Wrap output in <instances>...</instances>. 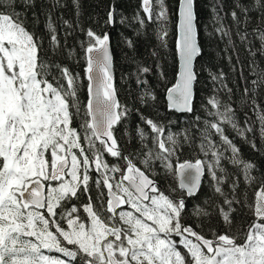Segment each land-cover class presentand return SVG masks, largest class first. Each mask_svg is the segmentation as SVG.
<instances>
[{
    "label": "snow or ice",
    "instance_id": "obj_1",
    "mask_svg": "<svg viewBox=\"0 0 264 264\" xmlns=\"http://www.w3.org/2000/svg\"><path fill=\"white\" fill-rule=\"evenodd\" d=\"M73 3L74 7L79 6V0ZM155 3L158 8L155 16L153 0H142L141 9L149 21L159 22V39L164 45L168 36V9L165 0ZM222 7L218 2L212 9L215 22L220 25L215 31L221 39L227 37V45L232 46V30L223 23ZM35 8L36 0H0V264H76L78 258L81 264H264V223L260 222L264 220V183L256 192L254 206H249L256 222L243 243L238 244L227 233H213V238L208 239L191 225L181 223L185 199L200 191L205 169L214 181V192L224 197L223 205L217 206L219 215L225 225L232 223L233 205L239 203L236 199L239 177L231 181L232 199H229L221 187L227 177L221 161L236 166L248 184L257 177L252 174L256 165L241 158L239 148L225 135V126L244 138L249 133L255 134L254 127L247 120L241 127L231 104L222 102L217 95L211 96L208 101L213 109L208 112L211 119L203 121L198 145L204 159L185 160L174 168L173 158L179 159V137L189 143L190 132L169 130L165 136L163 124L141 116L154 133L153 147L145 145L147 150L140 153L144 157L140 161L145 166L142 170L133 162V154L122 155L113 133L114 127L129 115V109L116 96L109 36L88 29L87 41L81 42L82 47L87 45L84 58L89 82L82 125L85 147L80 132L71 127L72 109L79 111L80 78L41 55L45 39L40 33L29 31L25 23L29 10L33 22L39 21ZM114 12V8L109 10L106 24L115 22ZM253 12L264 23V0H233L230 16L237 25L236 34L248 44L253 42L238 25L247 24ZM44 15L49 47L56 51L60 40L51 10ZM135 19L144 23L138 14ZM178 30L179 72L176 83L167 92L168 106L179 112H193L198 76L195 62L204 54L197 0H180ZM252 35L260 41V47L255 51L248 48L250 55L259 53L264 57V29L257 27ZM128 45L132 47L131 40ZM71 53L69 49L68 54ZM250 68L256 78L251 81V88L245 87L244 91L253 93L252 111L257 116L259 134L264 137V110L255 98L256 91L264 88V68H259L255 60ZM53 69L59 76L50 80ZM137 71V84L143 86L141 102L154 100V93L142 78L150 69L138 67ZM209 75L218 85L216 92L224 90L231 94L222 71L219 74L210 71ZM61 80L66 81V86ZM195 120L198 126L201 118L196 116ZM136 131L141 142L147 140L143 128L138 126ZM213 135L219 137V143L213 140ZM225 152L230 155L225 156ZM105 153L123 159L125 167L110 166L103 158ZM154 161H159L165 174L179 175V188L184 193L181 198L171 199L150 178ZM92 168L98 173L94 181L98 192L95 206L89 194ZM116 173H120L119 179ZM101 184L107 189L106 202ZM85 195L88 203L81 207L87 214V223L79 215L80 208L71 203L74 199L79 202ZM104 213L108 215L102 218ZM193 213L210 215L199 205L194 206ZM61 222L67 227H62ZM181 248L185 250L183 254ZM45 250L64 258L46 255Z\"/></svg>",
    "mask_w": 264,
    "mask_h": 264
},
{
    "label": "trees",
    "instance_id": "obj_2",
    "mask_svg": "<svg viewBox=\"0 0 264 264\" xmlns=\"http://www.w3.org/2000/svg\"><path fill=\"white\" fill-rule=\"evenodd\" d=\"M218 2L223 5L220 10L224 17L223 23L232 30V46L227 45V37L221 39L220 34L215 31L220 25L215 22V13L212 9ZM141 3L142 0H79V6L74 7L73 0H59V4H56V0H36L35 11L39 16V21L33 22L32 10H29L25 23L29 26V31H36L44 37V52L41 55L50 63L54 61L61 67H67L73 75L80 78L81 83L77 93L80 102L79 111L72 109V121L78 119L77 116L85 114V104L88 98V80L85 73L86 61L84 58V47L87 45L82 47L81 42L87 41L86 32L88 29L98 35L107 33L113 53L115 87L119 102L129 109V115L114 127L113 132L122 155L133 154V162L142 170H145V166L140 161L144 157L140 153L153 147L152 137L154 133L143 123L141 116L163 124L165 136L169 130L173 133H180L184 130L190 132L191 140L189 143H184L183 136L179 137V150L177 152L179 159L173 158L172 161L175 168L178 163L185 160L204 159V156L199 152L198 145L200 143V129L204 127L203 121L211 119L208 112L213 111L208 103L209 98L217 95L222 102L230 103L236 112V120L239 125L244 127L247 120V123L255 129V134L249 133L247 138H244L237 135L229 126H225V135L239 148L241 158L256 165L252 174L257 179L248 184L236 166L227 161H221V165L227 173L221 187L228 194L229 199H232L229 190L231 181L237 176L239 177V187L236 190V199L239 203L233 205L235 211L232 213L231 219L232 221L234 219L235 225H237L235 227H239V234L243 233L252 219H256L253 208L249 206H254L256 192L261 183H264V137L259 134L257 116L252 111L251 97L253 93H245L244 91L245 87L251 88V81L256 78L250 68L252 61L255 60L259 68H264V57H261L259 53L255 56L250 55L248 51L250 47L253 51L260 47V41L252 33L257 27L264 29V23H261L257 14L253 12L247 24H239V29L246 31L248 40L253 43L242 42L236 34L237 25L230 16L233 0H197L199 38L204 54L198 57L195 63L198 76L195 85V98L192 102L193 112L179 113L169 109L166 94L168 89L175 84L179 69L177 42L180 0H165L169 19L167 24L168 36L164 45L159 39V22L155 19L152 21L147 19L146 13L141 9ZM111 8L115 9V22L106 24L105 21ZM49 9L57 29V37L60 40V47L56 51L49 47L48 33L45 28L46 17L44 13ZM157 10V5L153 0L154 16ZM137 14L144 19L143 24L135 19ZM65 21L68 23L65 24ZM66 34L67 39L65 40ZM129 40L132 41V47L128 45ZM69 49L72 50L71 55L68 54ZM138 67L150 69L148 73L143 74L142 78L146 79L155 99H149L147 103H142L140 99L143 86L137 84ZM210 71L216 74L221 71L224 73V80L227 86L232 89L231 94L224 90L215 91L218 85L211 80ZM53 76H59V72L55 69L52 70L49 79L51 80ZM61 83L66 86V81L61 80ZM255 98L261 110H264V88L256 91ZM196 116L201 118L198 126L195 120ZM138 126L144 129L148 137L143 142H141L136 131ZM212 138L219 143L218 136L213 135ZM252 143L255 144V147L252 146ZM227 155L230 153L225 152V156ZM121 160L123 163L120 167L123 169L125 162L123 159ZM151 170V178L158 182L160 190L169 195L171 199L176 200L184 195L183 191L179 189L175 173L165 174L159 161H154ZM217 175L219 176L221 173L218 172ZM213 183L214 181L210 179L207 169H205L201 189L195 197L185 199L186 208L181 217L192 215L205 227L219 224L222 221L217 206L223 205L224 197L214 192ZM71 203L80 208L79 215L87 223V214L81 207V204L88 203L87 195L82 196L79 202L74 199ZM196 205L205 208L210 215L207 217L194 215L193 209ZM189 209H191L190 214L188 213ZM225 210H227L226 206ZM44 214L47 216L46 212ZM231 225L232 223L223 225L225 232H235L234 223L233 227ZM61 226L67 227L64 222H61ZM45 254L64 258L62 254L55 251L49 253L45 250ZM76 264H81L79 258Z\"/></svg>",
    "mask_w": 264,
    "mask_h": 264
},
{
    "label": "flooded vegetation",
    "instance_id": "obj_3",
    "mask_svg": "<svg viewBox=\"0 0 264 264\" xmlns=\"http://www.w3.org/2000/svg\"><path fill=\"white\" fill-rule=\"evenodd\" d=\"M89 83V82H88ZM88 93V91H87ZM89 99V96L87 98V100ZM87 103V101H86ZM86 105V104H85ZM78 119L74 120V121H71V127L72 128H75L77 129L78 132H80L81 134V143L83 145H87V141H85L83 139V132H84V129L82 127L84 121H85V114H82V116H77ZM76 121V123H74ZM97 147L99 148L100 145L99 143H97ZM77 154L79 155V152H77ZM89 157L91 159V153H89ZM104 160L107 161V163L111 166L113 164H119L121 165L123 163V161L121 159H117V158H113L111 157L110 155H108L107 153H105L104 155ZM89 175L90 177L92 178L90 181H89V194L92 196V201H93V204L94 206L96 205V202H97V195H98V192H97V188H96V185L94 183V181L98 178V173L95 171L94 168L90 169L89 171ZM116 178L119 179L120 177V173H116ZM151 178V177H150ZM157 182V181H156ZM179 186V184H178ZM180 189V188H179ZM181 190V189H180ZM100 191L104 192V200L106 202L107 200V189L104 187L103 184H101L100 186ZM187 203V202H186ZM185 203V204H186ZM105 206H106V203H105ZM125 207V210H128L127 209V206H124ZM120 209H118L117 211H119ZM43 211V210H42ZM188 213L190 214L191 213V209L188 210ZM108 214L107 213H104L102 218H104L105 216H107ZM222 220V218H221ZM256 222V219H252V222H250L247 226H246V230L245 232L243 233H240L239 234V227H235L237 225H235V222H234V219L232 221V225L231 227H233V223H234V227L233 229L235 230V232H225L224 230V227H223V220L221 222H219V224H212V225H209V226H204L202 222H199L197 220L196 217H192V215L190 216H186V217H181V223L185 226L187 225H191L198 233H200L201 235H204L206 238L208 239H212L213 238V233H216V234H224V233H227L229 234L230 236H234L236 238V242L238 244L240 243H243L244 242V239L246 238V235L248 233V230L249 228ZM261 223H264V220L260 221ZM239 231V232H238ZM173 239H176V237H173ZM184 249L181 248V252L182 254L184 253Z\"/></svg>",
    "mask_w": 264,
    "mask_h": 264
},
{
    "label": "water",
    "instance_id": "obj_4",
    "mask_svg": "<svg viewBox=\"0 0 264 264\" xmlns=\"http://www.w3.org/2000/svg\"><path fill=\"white\" fill-rule=\"evenodd\" d=\"M178 21H179V10H178ZM178 39H179V30H178ZM178 43V42H177ZM109 45H110V40H109ZM110 52H111V55H112V66H113V74H114V82H115V70H114V62H113V53H112V49H111V45H110ZM177 53H178V49H177ZM178 59H179V55H178ZM196 63V62H195ZM178 72H179V69H178ZM178 76V75H177ZM177 80V79H176ZM176 83V82H175ZM171 88V87H170ZM169 88V89H170ZM168 92V91H167ZM116 96H117V99L119 100L118 98V94H117V90H116ZM166 101H167V104L169 105V101H168V98H167V94H166ZM169 107V106H168ZM170 109V108H169ZM171 110H175V109H171ZM177 111V110H176ZM179 112V111H177ZM179 113H189V112H179ZM114 133V132H113ZM192 162H195V161H192ZM177 175V180H178V184H179V175ZM204 179V178H203ZM203 179H202V182H203ZM157 185L159 186L158 182H157ZM202 185V183H201Z\"/></svg>",
    "mask_w": 264,
    "mask_h": 264
}]
</instances>
